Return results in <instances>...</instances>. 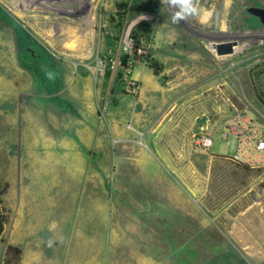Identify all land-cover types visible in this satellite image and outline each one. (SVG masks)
I'll return each mask as SVG.
<instances>
[{"label": "rangeland", "instance_id": "1", "mask_svg": "<svg viewBox=\"0 0 264 264\" xmlns=\"http://www.w3.org/2000/svg\"><path fill=\"white\" fill-rule=\"evenodd\" d=\"M197 7L199 15L173 23L178 9L164 0H0V25L14 28L24 45L17 62L32 70L37 87L32 120L49 122L31 135L47 133L46 153L18 144L7 153L0 143V201L8 214L0 242L23 239L31 253L63 241L81 264H264V165L236 163L220 155L226 148L203 150L195 141L222 133L236 112L264 125V25L247 11L264 9V0H199ZM55 8L70 22L64 30L47 21ZM137 18L131 34L146 46L130 77L139 100L155 99L149 81L201 82L189 90L192 97L203 92V117L188 121L190 154L170 147L169 128L134 131L129 116L139 94H127L118 76L94 71L120 54ZM51 26L53 34L45 30ZM226 42L236 44L233 53L218 56L215 45ZM8 65L0 54L2 74ZM45 86L54 94L50 113L40 96ZM1 107L17 118L16 106ZM184 161L195 167L183 168ZM24 222L33 228L25 239L12 232ZM20 253L12 248L5 261Z\"/></svg>", "mask_w": 264, "mask_h": 264}, {"label": "crops", "instance_id": "2", "mask_svg": "<svg viewBox=\"0 0 264 264\" xmlns=\"http://www.w3.org/2000/svg\"><path fill=\"white\" fill-rule=\"evenodd\" d=\"M46 16L47 21H50L51 24L54 23L52 26L62 25L63 30L65 22L70 23L65 18L62 9L55 8ZM2 24L3 26L0 25V47L2 49L0 54L2 57L6 58V61L9 65L3 74L0 72V81H2L0 82V143H2L3 146L6 145L5 149H2L1 151L7 153L15 152L16 149L14 147L16 144H18L19 147L17 150L19 151L33 153L31 150L38 147L42 152L46 153L49 151L47 133H37V138H31V135L33 134L32 130L36 129L37 123H34L32 120L30 108L33 103H36V97L38 94L36 91L37 87L32 80V70L28 67L26 69L22 68L17 62L20 59L19 53H21V49H24V45L17 43V34L14 28H12V25H8L6 23ZM52 26L50 28H44L53 34L54 31L51 32ZM52 37V40L59 42L61 45L64 44L65 39L62 37L58 38L55 35ZM76 41V45H78L77 43H79V39H76ZM74 45L75 44H73V46ZM45 50L47 49L45 48ZM73 71L74 69L72 72ZM59 73L61 76H63V70L55 72V75ZM146 81L148 82L149 80ZM149 83L151 86L149 90L152 91L151 93H153V95H155V99H151V101L139 100L141 94V91H139V95L135 99L134 107L129 116L131 125L134 124V126H136L134 131L142 130L146 132L147 129L151 127L152 130L150 131L158 130L160 132L161 130L159 129L169 128L173 130V132L168 135V144L170 147L173 146L178 153L190 154L192 152L189 148V135L191 130H187V128H190L189 125H191V123L189 124L188 121H195L197 118L203 117V92L198 93V95L194 94L196 96L192 97L191 94H189V90L193 86L201 84V82L192 83L186 80H178L168 82L169 85L165 87L154 81H149ZM57 90L59 91V94H63L64 88L61 86ZM52 92L53 91L49 86H45V90L40 92V96L42 95V97L45 99L43 107L49 113L50 106L53 107L55 105L50 99L53 98L54 95ZM74 93L77 92H73V94ZM139 101L140 103H138ZM1 104H4L6 107L8 106V110L9 107L11 109V106H16L18 110L17 118L10 116L9 119L8 116L4 115ZM139 104H141L142 109L146 111V114L143 112V110L141 111L140 108H138ZM29 119H31L33 122L32 127H28L26 124V121ZM43 124H39V129L41 130L43 127H45V130L48 129L49 122L47 119H45ZM14 127L18 128L19 130L15 133V135L11 132V129H14ZM3 129L5 131H3ZM9 129L10 133L8 132ZM131 129L133 130V128ZM28 131L30 132L29 135L27 134ZM214 135V137H218L220 142H215L214 144V138L212 150H223L224 147L228 151L226 154L222 153L220 155H232L234 151V140L230 138L228 141H224L221 137V132L218 129L215 130ZM68 147H70V145H68ZM72 149L73 146L69 148L70 151H72ZM212 152L216 153V151ZM194 167L195 164L193 161L183 162V168L190 169ZM58 222L55 225L52 223V225L55 227V231L58 228ZM37 223L39 225V221H37ZM29 224L27 225L24 222L21 223L20 226H13L12 232L15 234L17 233L18 237L20 236L21 238L25 239L33 230L32 226ZM5 231L6 225L0 238L4 236ZM57 233L58 232H55V237L57 236ZM23 241L24 240L22 239L21 243H19L13 241L9 237L6 242H0V264H81L79 252L76 250L75 252L78 253H72V247L74 246H72L69 250V248L64 247L63 241L56 245L51 242V247L48 244V249L50 252H48L46 248L45 252H39V245H41L39 244V247L34 252L31 251V253H29V250L24 246V243L29 244L30 242ZM8 247L20 250V258L16 262L10 260L5 262L6 250ZM58 251L62 252L59 254Z\"/></svg>", "mask_w": 264, "mask_h": 264}, {"label": "built area", "instance_id": "3", "mask_svg": "<svg viewBox=\"0 0 264 264\" xmlns=\"http://www.w3.org/2000/svg\"><path fill=\"white\" fill-rule=\"evenodd\" d=\"M134 25L136 23L132 21L123 34L120 54L98 61L94 67L95 73L109 72L118 76L124 81L127 94L133 97L139 94L140 85L130 77V72L134 67V58L142 57L146 46L145 42H136L132 37L131 30ZM221 136L225 141L230 138L234 140V151L231 155L234 162L248 166L264 165V125L236 112L224 124ZM213 139V134L203 133L195 141L203 150H209Z\"/></svg>", "mask_w": 264, "mask_h": 264}, {"label": "clouds", "instance_id": "4", "mask_svg": "<svg viewBox=\"0 0 264 264\" xmlns=\"http://www.w3.org/2000/svg\"><path fill=\"white\" fill-rule=\"evenodd\" d=\"M164 2L178 9L172 17L173 23H179L187 20L190 16L199 15L197 7L199 0H164Z\"/></svg>", "mask_w": 264, "mask_h": 264}, {"label": "water", "instance_id": "5", "mask_svg": "<svg viewBox=\"0 0 264 264\" xmlns=\"http://www.w3.org/2000/svg\"><path fill=\"white\" fill-rule=\"evenodd\" d=\"M248 13L254 17H257L259 21L264 25V9H259L255 7H250ZM234 42H226L215 45L216 54L218 56H226L233 53V48L235 47Z\"/></svg>", "mask_w": 264, "mask_h": 264}, {"label": "trees", "instance_id": "6", "mask_svg": "<svg viewBox=\"0 0 264 264\" xmlns=\"http://www.w3.org/2000/svg\"><path fill=\"white\" fill-rule=\"evenodd\" d=\"M155 75H158V71H154ZM8 221V214L5 212V210L2 207V203L0 201V236L2 235L5 225L7 224ZM12 251V248L8 247L6 250V256H7V252ZM14 251V250H13ZM8 262V261H5Z\"/></svg>", "mask_w": 264, "mask_h": 264}, {"label": "bare ground", "instance_id": "7", "mask_svg": "<svg viewBox=\"0 0 264 264\" xmlns=\"http://www.w3.org/2000/svg\"><path fill=\"white\" fill-rule=\"evenodd\" d=\"M227 2H229V1H227ZM226 2V3H227ZM61 4H70V0H61ZM65 8V7H64ZM204 18H205V20H208L209 18H211L210 17V12L208 13H205L204 14ZM136 20H138V21H135V23H138L139 21H140V18H137ZM152 22L154 21V19L153 20H151ZM203 22H204V20H203ZM36 162V161H35ZM39 162V161H38ZM45 165V164H44ZM53 170H55V169H53ZM53 172V171H52Z\"/></svg>", "mask_w": 264, "mask_h": 264}]
</instances>
